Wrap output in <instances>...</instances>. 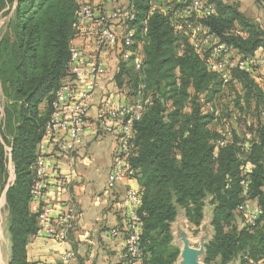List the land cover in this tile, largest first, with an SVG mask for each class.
<instances>
[{"label": "trees", "instance_id": "obj_1", "mask_svg": "<svg viewBox=\"0 0 264 264\" xmlns=\"http://www.w3.org/2000/svg\"><path fill=\"white\" fill-rule=\"evenodd\" d=\"M188 1L151 13L154 4L162 6V0H131L137 17L130 24L136 31L132 50L138 53L140 42H145L143 69L135 70L132 57L121 61L116 76L124 102H134L142 85L151 98L143 117L134 124L130 158L142 195L138 211L141 263L174 264L180 248L173 244L172 223L184 211L190 223L200 226L209 205L214 235L206 245L204 264L238 259L240 264H257L264 261V213L251 228L244 224L239 208L246 201H256L264 211V92L253 69L233 68L227 84L211 72L206 64L210 47L194 49V28L209 29L245 59L264 48V28L249 19L239 4L207 0L215 13L191 17L190 25L177 31V13ZM83 4L77 0H0V18L8 17L0 35V83L6 100L5 126L11 136L3 130L0 191L7 190L9 264H31L27 246L39 231V213L32 211L38 148L46 136L56 93L72 80L68 70L71 40L79 34L73 25ZM208 105L219 110V117ZM216 119L233 130L223 146L217 145Z\"/></svg>", "mask_w": 264, "mask_h": 264}, {"label": "crops", "instance_id": "obj_2", "mask_svg": "<svg viewBox=\"0 0 264 264\" xmlns=\"http://www.w3.org/2000/svg\"><path fill=\"white\" fill-rule=\"evenodd\" d=\"M182 1L162 0V6L154 4L153 9L165 12L175 3L180 4ZM77 2L90 3L94 7L96 16L102 13L110 14L120 7L131 6V0H77ZM224 2L239 4L240 10L249 19L264 28V0H224ZM177 15L178 20H181L179 12ZM7 19L8 17L2 16L0 25H4ZM112 28L122 37L131 25L129 27L126 21L119 19L112 22ZM98 32V26L91 20L82 25L75 39L76 46L83 51L90 64L99 60L106 66V73L100 79L99 87L90 103L88 124L81 141L69 152L59 150V141L67 142V137H62L59 141L52 137L44 138L43 153L50 168L46 177L47 190L41 201L32 203L34 213H40L45 207L49 209L52 224L58 230L65 224L63 220L65 214L73 212L72 229L68 232V239L65 241L38 235L31 237L27 246L28 261L31 264H60L62 255L69 252L75 253L73 264H125V234L121 233L114 237L111 232L122 226L130 213L131 206L125 196L127 191H140L141 187L136 178L119 182L113 189L107 186L108 177L113 170L119 136L117 133L103 134L98 130V112L104 103L124 102L125 96L116 83L122 61L121 51L113 46L100 51L96 46ZM232 56L237 58L239 54L235 51ZM253 58V77L264 92V48H260ZM88 83L89 77L75 82L77 96L85 91ZM246 120L250 125L252 117L246 116ZM224 123L227 125V122L224 121ZM224 123H214L213 128L218 130ZM240 128L239 126L237 130L240 131ZM247 137L250 138V135ZM250 203L257 205L256 201H250ZM4 204L5 198L0 206V214ZM211 219L212 207L209 205L205 208V217L200 226L190 223L184 211L179 212L175 222L172 223L175 246H177L176 241L179 240V235H183L181 236L183 247H179V257L184 259L183 253L186 246L195 250L191 240L184 237L188 229L193 230L194 233L197 231L198 234L201 231L207 232L209 235L207 241L204 240L200 246L205 256L206 245L214 235ZM8 226V219L4 227L3 221L0 224V264H9L11 258L12 242ZM206 237L207 235L203 238ZM257 264H264V261Z\"/></svg>", "mask_w": 264, "mask_h": 264}, {"label": "built area", "instance_id": "obj_3", "mask_svg": "<svg viewBox=\"0 0 264 264\" xmlns=\"http://www.w3.org/2000/svg\"><path fill=\"white\" fill-rule=\"evenodd\" d=\"M154 9L152 8L151 13ZM215 13L213 5L207 0H189L185 7L179 12L181 20L174 22L177 31L184 30L190 25L191 17H207ZM123 19L130 24L135 22L137 17L132 6L128 8H117L110 14H100L96 16L94 7L90 3H84L77 12V21L73 25L75 31L79 33L82 25L93 20L99 28L96 37V46L100 51L106 47H117L121 51L122 61H128L134 57L136 71L143 69L144 56L143 46L145 42H140L138 53L134 54L132 48L135 43V29L129 28L125 35L120 37L112 28V22ZM144 34L147 32V22H144ZM194 49L200 51L203 46H209L211 58L206 62L207 68L218 74L221 80L227 84L231 81V70L237 68L242 71H252L254 58L245 59L243 56H232L236 51L232 47L221 43L216 36L209 32V29L196 25ZM75 37L71 40V59L69 62V75L72 80L62 84L56 93L53 102V113L46 126V136L53 139L67 137V142H60L59 150L69 152L81 141L82 135L88 124L90 103L99 87L100 79L106 73V66L102 61L89 63L83 51L75 44ZM135 55V56H134ZM89 77V83L85 91L77 96L75 82ZM151 104L150 96L146 95L144 85L138 89V97L134 102L108 101L101 105L98 112L97 128L103 134H118V147L115 152L113 170L107 181L109 189H113L119 182L126 179L136 178L135 170L130 166L132 156V143L135 138L134 124L139 121L147 107ZM208 110L216 117H219V110L212 105H208ZM216 123L218 120H215ZM224 123V122H222ZM219 138L217 145L223 146L232 137L233 130L229 125H221L217 130ZM44 144L38 148V159L35 166L37 180L32 188V198L34 201H41L47 190L46 177L49 172L47 158L43 153ZM126 200L130 203L131 210L122 226L112 230V236L125 234L126 260L125 264H142L141 260V240H142V218L138 211L142 205V195L140 191H127ZM243 213L244 224L248 227H256L264 211L260 205H253L246 201L240 206ZM49 209L43 208L38 218V236L44 238H55L61 241L68 239V232L72 229L74 218L73 212H68L64 216V226L58 230L52 224L49 216ZM75 253H65L61 257L60 264H73ZM250 264V263H249Z\"/></svg>", "mask_w": 264, "mask_h": 264}, {"label": "rangeland", "instance_id": "obj_4", "mask_svg": "<svg viewBox=\"0 0 264 264\" xmlns=\"http://www.w3.org/2000/svg\"><path fill=\"white\" fill-rule=\"evenodd\" d=\"M2 29H4V25H2V26L0 25V35H1ZM5 102H6L5 96L3 94L2 87H0V136H1L0 141H3V136H2L3 130H5V133L7 134L8 137L11 136L10 129L6 128V126H5V113H4ZM9 170H10V179L9 180H10V183H13L15 180V173H14V165L12 162H10V164H9ZM4 193H5V190L0 191V206H1V203H2L3 198H4ZM8 216H9V210H8L7 202L5 201V204H4V206H2L1 214H0V224L3 221V227L6 224ZM205 235H207V237L204 239L203 237H205ZM181 236H183V235H179V240L176 241L177 247H180V248L183 247V242L181 241L182 240ZM208 236L209 235L207 234V232L202 233V231H201L198 234L197 231H196V233H194L193 230H190V229H188V231L186 232V234L184 236V237H186V239L189 238L191 240V243H192L191 245H193L196 252L199 254L198 255V261H200L201 264H204V255H203L202 250H200V246H201V243H204V240L207 241ZM174 264H185V259H182V257H179ZM229 264H240V262H239V260H236V261H233Z\"/></svg>", "mask_w": 264, "mask_h": 264}, {"label": "water", "instance_id": "obj_5", "mask_svg": "<svg viewBox=\"0 0 264 264\" xmlns=\"http://www.w3.org/2000/svg\"><path fill=\"white\" fill-rule=\"evenodd\" d=\"M6 192L4 193V198L6 201ZM198 253L195 250H191L189 246H186L185 251L183 253V257L185 259V264H201L200 261H198Z\"/></svg>", "mask_w": 264, "mask_h": 264}]
</instances>
